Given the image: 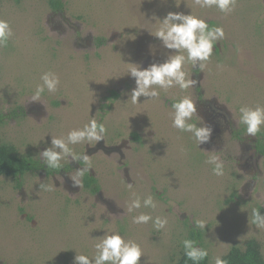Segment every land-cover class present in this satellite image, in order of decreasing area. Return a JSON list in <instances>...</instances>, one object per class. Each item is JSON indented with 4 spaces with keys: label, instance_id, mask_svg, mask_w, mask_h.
<instances>
[{
    "label": "rangeland",
    "instance_id": "374dc122",
    "mask_svg": "<svg viewBox=\"0 0 264 264\" xmlns=\"http://www.w3.org/2000/svg\"><path fill=\"white\" fill-rule=\"evenodd\" d=\"M62 1L65 8L54 11L47 0H0V18L14 33L0 47V142L46 167L0 177V264H74L78 253L93 258L95 245L114 231L140 245V264H172L197 230L210 264L250 238L264 252V229L250 224L253 208L264 214V199L254 198L264 193V159L255 148L258 136H247L232 113L238 118L241 105L264 106V0H236L228 14L196 0ZM170 11H193L210 27L222 26L225 37L204 71L185 63L193 87L158 89V98L141 96L133 104L135 79L127 71L138 65L129 63L148 67L172 54L150 33L156 17ZM48 71L60 78L57 91L31 101ZM184 96L196 99L199 116L191 122L203 119L213 128L200 147L172 126L171 104ZM92 118L103 121L106 138L70 147L90 156L95 193L83 178V188L71 179L81 161L66 158L64 168L49 172L40 156L52 135L66 137ZM212 154L225 161L223 176L206 163ZM132 193L153 196L157 207L127 213ZM141 212L168 223L159 231L152 221L133 223ZM198 219L208 223L205 230L195 228Z\"/></svg>",
    "mask_w": 264,
    "mask_h": 264
},
{
    "label": "clouds",
    "instance_id": "9594fccd",
    "mask_svg": "<svg viewBox=\"0 0 264 264\" xmlns=\"http://www.w3.org/2000/svg\"><path fill=\"white\" fill-rule=\"evenodd\" d=\"M196 3L202 8L215 6L221 12L228 14L234 7L236 0H196ZM159 22L155 32L150 31L152 35L162 41L166 49L173 50L163 62L151 63L148 67L138 65L129 67L127 73L135 79V87L131 90L130 100L133 104L139 102L141 96L158 98L160 92L158 89L168 90L178 86L181 90H187L193 87L197 81L193 79V73L189 74L184 70V65L190 62L193 68H199L204 71L206 62L213 55L214 48L225 37L222 26H211L208 21L191 11L190 14L183 12L170 11L162 19L156 17ZM13 29L7 19L0 18V47H6L9 40L13 37ZM186 52V55L184 53ZM42 83L38 84L30 98L31 101H43L41 99L45 90L49 93H55L60 84L59 76L52 71L45 72L40 77ZM44 102V101H43ZM174 109L172 117V126L182 132L191 133L198 147L201 144L211 140L213 128L205 121L191 122L193 116L197 114V103L191 96H184L171 104ZM231 110V109H230ZM232 111V110H231ZM233 118L236 120L238 128L242 125L245 128L247 136H258L264 130V106L257 105L251 107L241 105L239 108V117L232 111ZM107 128L103 121L92 118L82 128L70 130L66 137H57L52 135L51 146L44 149L40 156L43 162L51 169L64 168L63 160L69 158L81 161L83 168L76 170V175L70 173L75 186L83 188L82 178L85 173L94 168L90 156L85 152L77 154L70 145H76L87 141L88 144L95 146L97 142L106 138ZM95 142V144H93ZM210 153L217 151H208ZM206 163L212 166V172L216 176H223L225 161L216 154L209 155ZM131 183L129 187L131 188ZM41 189L52 191L53 186L41 184ZM253 195V194H252ZM254 197V196H253ZM264 199V193L259 197ZM157 204L153 196L148 195L141 199L136 193H132V198L127 204L126 212L132 213L141 208L155 209ZM133 223L147 224L152 221L156 230L164 229L168 223L166 217L153 216L149 213L141 212L133 216ZM195 228L205 230L208 223L205 220H194ZM250 224L258 229H264V214L260 208H253L250 215ZM185 256L199 264L208 256L205 248L199 247L196 241L184 239L182 241ZM96 254L93 258L78 253L74 257V264H140L141 256L144 254L140 245L132 240H126L119 232L106 233L103 239L95 245ZM215 264H227L222 256L215 257Z\"/></svg>",
    "mask_w": 264,
    "mask_h": 264
},
{
    "label": "trees",
    "instance_id": "16d2710c",
    "mask_svg": "<svg viewBox=\"0 0 264 264\" xmlns=\"http://www.w3.org/2000/svg\"><path fill=\"white\" fill-rule=\"evenodd\" d=\"M22 0H15L20 3ZM48 5L54 11H61L65 8V3L62 0H47ZM1 121V116H0ZM255 148L264 159V133L258 134V139L255 142ZM46 168L44 164L32 157L27 156L19 151V149L11 143L0 142V177H11L18 179L24 176L28 172H35L40 169ZM57 169L48 168L49 172H54ZM84 186L91 192H97L99 190L98 180L85 173ZM203 233L200 230L192 231L188 239L196 241L197 245L201 244ZM227 261V264H264V252L260 242L256 238H250L245 243L244 247L233 246L222 257ZM172 264H194L189 260L182 248L179 255ZM199 264H210V256L199 261Z\"/></svg>",
    "mask_w": 264,
    "mask_h": 264
}]
</instances>
